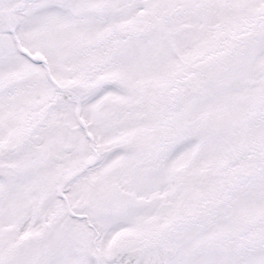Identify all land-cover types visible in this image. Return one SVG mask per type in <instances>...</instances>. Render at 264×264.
<instances>
[{
  "label": "snow or ice",
  "instance_id": "1",
  "mask_svg": "<svg viewBox=\"0 0 264 264\" xmlns=\"http://www.w3.org/2000/svg\"><path fill=\"white\" fill-rule=\"evenodd\" d=\"M0 264H264V0H0Z\"/></svg>",
  "mask_w": 264,
  "mask_h": 264
}]
</instances>
